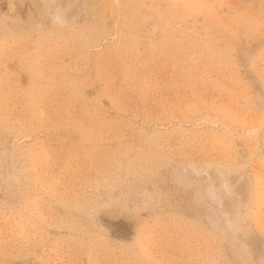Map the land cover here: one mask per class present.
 <instances>
[{
	"label": "rangeland",
	"instance_id": "374dc122",
	"mask_svg": "<svg viewBox=\"0 0 264 264\" xmlns=\"http://www.w3.org/2000/svg\"><path fill=\"white\" fill-rule=\"evenodd\" d=\"M0 264H264V0H0Z\"/></svg>",
	"mask_w": 264,
	"mask_h": 264
}]
</instances>
